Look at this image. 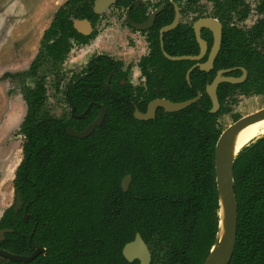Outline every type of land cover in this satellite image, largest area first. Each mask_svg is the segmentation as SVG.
I'll return each instance as SVG.
<instances>
[{
  "label": "trees",
  "instance_id": "16d2710c",
  "mask_svg": "<svg viewBox=\"0 0 264 264\" xmlns=\"http://www.w3.org/2000/svg\"><path fill=\"white\" fill-rule=\"evenodd\" d=\"M92 1L67 0L43 32L29 68L0 78V82L20 81L26 106L18 128L24 140L22 160L12 181L14 201L19 194L22 205L15 213L13 204L0 217V231H12L4 235L0 250L26 257L37 248L45 250L31 262L0 257V264H138L122 256L123 247L136 234L151 253L150 264H203L218 229L214 171V148L222 131L218 119L228 112L224 105L233 96L264 97V21L241 34L224 25L214 70L209 74L193 71L189 86L185 73L192 63L168 62L157 42L153 44L150 60L161 74L157 82L162 81L163 88L169 85L163 95L183 102L201 93L199 101L183 111H158L152 121H136V101L118 84L111 86V95L104 92L102 86L112 68L98 58L90 64L87 78L65 86L72 115L86 111L85 117L49 116L44 112L45 75H55L57 91L70 39L81 41L72 20H90ZM224 1L219 5L221 20L228 16L227 9L238 3L243 7L241 0ZM246 13V9L241 12L242 19ZM183 37L178 30L165 35L166 53L196 55L192 37L182 42ZM230 68L245 69L247 78L239 85H220V109L210 114L205 86L215 71ZM29 79L32 86L24 83ZM152 82L148 76V83ZM97 104L106 110L102 125L83 140L66 136L67 128L82 131L96 119ZM126 176L131 181L124 193L121 182ZM233 192L236 243L229 264H264V134L237 155Z\"/></svg>",
  "mask_w": 264,
  "mask_h": 264
},
{
  "label": "rangeland",
  "instance_id": "374dc122",
  "mask_svg": "<svg viewBox=\"0 0 264 264\" xmlns=\"http://www.w3.org/2000/svg\"><path fill=\"white\" fill-rule=\"evenodd\" d=\"M67 0H0V78L6 74L17 75L24 73L36 56L43 32L51 23L55 12ZM147 3L159 0H145ZM251 2L256 0H244ZM260 1V0H259ZM150 4V5H152ZM149 5V6H150ZM201 5L206 11L211 10V4L203 0ZM190 15L184 22H190ZM250 21L254 16L250 14ZM246 23V22H245ZM249 25V23H248ZM123 25L121 13L110 8L97 19L95 39L86 46H73L71 52L61 67L63 83L59 92L55 91V75L48 72L45 75L47 102L44 112L52 117L67 118L68 107L60 92L64 84L75 74H79L88 60L97 54L113 55V59L129 58L132 52L142 47H119L123 41ZM139 40V39H138ZM140 41V40H139ZM138 47V48H136ZM133 48V49H132ZM118 53L121 56H118ZM122 53H125L123 56ZM133 69V72L137 70ZM42 73L39 74L41 76ZM25 84L33 85L32 80H25ZM134 83H141L140 80ZM20 81L1 80L0 82V217L2 213L14 204L12 181L14 173L22 160L23 137L18 134L19 125L24 117L26 107L20 93ZM228 112L218 119V125L225 129L232 123L235 116H245L264 107V97L241 95L233 96L232 101L224 105Z\"/></svg>",
  "mask_w": 264,
  "mask_h": 264
},
{
  "label": "flooded vegetation",
  "instance_id": "af4514ba",
  "mask_svg": "<svg viewBox=\"0 0 264 264\" xmlns=\"http://www.w3.org/2000/svg\"><path fill=\"white\" fill-rule=\"evenodd\" d=\"M110 1H111L110 5L103 12L98 13L97 11L94 10L95 0H93L92 6H91L93 16L90 20L89 19H73L72 20V28H73V22L75 20H77V21L85 20L90 24L91 31L88 35H82V34L78 33L77 31H75V29L73 28L75 33L81 38V41L83 39L87 40V41H86V43H84L78 39L76 40L75 38L70 39L71 47H70L69 53L71 52V49L73 46H76V45L77 46H80V45L86 46L92 39H95V37H96L95 36V26L97 23V19L99 17H101L104 13H106V11L109 10L110 8L116 9L117 11H119V13H121V21H122V25H123L124 30H123V36H122L123 41L119 44V47H121L122 49H126L127 47L134 45V48H135L137 43L142 45V47L139 48V51H137V52L134 49L132 52L133 55L130 56L129 58L123 57V59H120V60H115L112 58L113 55L108 56L107 54H97V55L92 56L88 60V62L86 63L85 68L79 74L73 75L68 80V82L64 84L63 90L60 92V94H61L62 98L64 99L65 104L67 105L68 110H69L67 117L71 116L77 120H82L85 117L86 111L79 116H73L72 115L73 107L70 106L66 102V96H65L66 87L65 86L67 84H70V83L77 84L81 80H84L85 78H87L89 76L88 70H89L90 64L94 60H97L98 58H103L105 61H107L109 63L110 67L112 68V70L106 76L105 84L102 86L104 92L107 93L108 95H111V92H110L111 86L113 85L114 87H116L118 84L120 86V89L122 88V90L125 94H127V95L129 94L130 97L136 101L135 105H134V111H133V118H134V112L135 111H137L140 114H146L149 104L156 101V100H165V101H168L170 103H181V102H172V101L168 100L163 95L165 93V91L168 90V87H169L168 82L166 83L165 88L161 87V85L163 84L162 81L157 82V79H159V80L161 79V74H157L156 65L153 62H151V60H150V56L152 53V47H153V44L155 42H157L158 47H159V51H160L162 57L164 58V56L161 52V49H160V41L162 42L163 51L166 53V51L164 49V36L178 30L180 35L186 36V37H183L182 42H184V38L188 39V38L192 37L191 41H193L194 44L196 45L197 53H196V55H182V56H171L167 53L166 54L170 57H185V56L195 57V56H198L200 53L199 45L197 43L196 35H195V29H194L195 25L199 21H202V20H212V21L217 22L221 27L220 47H219V51L217 53V56L214 59L213 67L210 71L202 72V71H199V69L197 67V65H203L206 63V61L208 59V55H209V53L213 47V42H214L213 32L210 29L205 28L204 26H201L199 28V37L206 44V52H205L204 56L201 58V60H199V61L172 62V61H168L167 59L164 58L166 61L172 62V63H181V62L182 63H187V62L192 63L191 66L187 69V71L194 67L192 72L195 70H198L201 73L209 74L214 70L215 61H216V59L219 55L220 49H221V40H222V32H223L224 25L227 26L229 29L234 30L235 32H238L241 34V33L248 32L260 20L264 21V10L260 11V7L262 5L263 0H260V1L256 0L254 5H252L251 2H245L244 0H241V1H243V7H240V5L238 3L235 5L234 8L227 9L226 11L230 10V12H229L228 16L227 17L225 16V18L223 20L220 19L222 12H219V5L223 4V2H225L224 0H207L211 4V10L209 12L206 11V9L201 5V2L203 0H159V1H155L153 4H152V2L147 3L145 0H121V2L118 5H116L117 0H110ZM150 4H152V5H150ZM245 9L247 10L246 17L244 19H242L241 18L242 17L241 12L244 14ZM176 10L178 13V21H177L176 27L171 31L163 33L162 38H160L161 30L165 27H168L169 25H171L173 23ZM250 14H252L254 16V19L252 21H250V17H249ZM190 15L194 16L193 18H191V21L189 23L184 22V20L187 19ZM151 16H153V18L150 21ZM147 23H150V25L146 26L144 30H138L135 28V26H143V25H146ZM248 23H249V25H248ZM155 27H157L158 29L156 30ZM184 45H185V43H184ZM136 48H138V47H136ZM69 53L67 54L66 58L68 57ZM114 54H118V53H114ZM122 54H123V56L125 55V53H122ZM118 56H121V55L118 54ZM66 58H65V60H66ZM65 60H64V62H65ZM64 62L60 65V73L58 75V77L60 79V83L57 86V92H59L60 84L63 83V75H61V67L64 64ZM133 69H135L137 71L132 73ZM240 69H243V68H230V69L217 70V71H215V74H214V77L212 78V81L214 80V78L216 77V74L218 72L226 71V70H230V72L227 74H224L225 77L240 78L242 76V72ZM243 70H245V69H243ZM187 71H186V73H187ZM236 72H239V74L232 75L233 73H236ZM245 72H246V70H245ZM186 73H185V76H186ZM191 73H190V75H191ZM148 76H150V79L154 81V82H152V84L148 83ZM246 78H247V72H246ZM246 78H245V80H246ZM138 80H140L141 83H139V84L134 83ZM212 81H211V83H212ZM107 82L109 83L108 89H106ZM185 82H186V79H185ZM242 83H240V84H242ZM187 85L188 86L190 85V77H189V83H187ZM220 85H223V84H220ZM220 85H218V87ZM228 85H230V84H228ZM237 85H239V84H237ZM206 86H205V89H206ZM218 87H217V90H218ZM217 90H216V96H217ZM55 91H56V89H55ZM198 94H200V97H201L200 92H198L196 94V97ZM205 94H206V92H205ZM217 100H218V98H217ZM183 102H185V101H183ZM97 106L99 108V113H100V107L99 106H102V105L97 104ZM262 108H264V107H262ZM262 108H260V109H262ZM219 109H220V107H219ZM260 109H258V110H260ZM258 110H255V111H258ZM158 111H162L163 113H165L162 108H157L155 110V116H156ZM99 113H98V115H99ZM216 113H218V112H216ZM165 114H172V113H165ZM82 115H84L82 119L77 118V117H80ZM155 116L153 119L148 120V121L154 120ZM237 117H238L237 119H234V117L232 118V123L236 122L237 120H239L240 118H242L244 116H237ZM136 121H138V120H136ZM148 121H140V122H148ZM223 130L224 129H222V131ZM149 253H150V251H149ZM150 255H151V253H150ZM138 264H139V262H138Z\"/></svg>",
  "mask_w": 264,
  "mask_h": 264
},
{
  "label": "water",
  "instance_id": "95a60500",
  "mask_svg": "<svg viewBox=\"0 0 264 264\" xmlns=\"http://www.w3.org/2000/svg\"><path fill=\"white\" fill-rule=\"evenodd\" d=\"M110 0H95L94 2V10L98 13L103 12L109 5ZM154 16V15H153ZM151 16V19L153 18ZM178 21V13L176 10L174 21L168 27H165L160 32V38H162V34L168 31L173 30ZM150 23H147L143 26H135L138 30H144L146 26H149ZM204 26L205 28L210 29L213 32V47L208 55V59L205 64L197 65L199 71L208 72L213 67V62L220 47V39H221V27L220 25L212 20H202L199 21L194 29L196 40L199 45L200 53L198 56L190 57H170L163 51L162 42L160 41V49L165 59L172 62L177 61H199L204 56L206 52V44L203 42L199 37V28ZM73 28L75 31L82 35H88L91 31L90 24L83 20L73 22ZM194 69L191 68L187 71L185 79L186 82L189 83L190 73ZM242 72V76L240 78H232V77H225L224 74L230 72V70L220 71L216 74V77L212 81L210 85L206 86L205 92L210 99L211 102V109L210 113L215 114L219 111V103L216 96V90L218 85L220 84H230V85H237L242 83L246 78V72L243 69H240ZM108 82L106 89H108ZM200 98V94L197 95L196 98L181 102V103H170L165 100H156L149 104L146 114H140L137 111L134 112V119L138 121H148L154 118L155 110L157 108H162L165 113H176L186 109L187 107L191 106L192 104L196 103ZM100 107V113L96 117V119L88 125L82 131H74L70 128L66 129V136L70 138H75L78 140H83L87 138L93 131L99 128L106 115V110L103 106ZM84 115L77 117L78 119H82ZM264 120V108L255 111L251 114H248L236 122L228 125L218 136L217 141L215 143L214 148V171H215V182H216V189L218 195V229L215 238V242L209 251L208 257L205 259L203 264H229L232 254L234 252L235 243H236V223H237V209H236V201L233 192V163L239 154V152L250 143L254 142L255 140L251 141L249 144L242 147L239 151H237L233 155L232 151V141L235 134L243 129L244 127L255 123L257 121ZM262 137V136H261ZM260 138V137H259ZM258 138V139H259ZM131 181L130 176H126L121 182V189L125 193L128 190L129 184ZM21 199L20 195L17 194L15 196L14 201V212L17 213L21 209ZM221 219L224 224L223 235L220 241H218V235L220 231V223ZM24 222L26 221V216L23 217ZM11 230H1L0 231V242L4 240V235L7 233H11ZM218 244V250L216 253L212 254L213 248ZM45 253V250L42 248H37L31 255L29 256H18L13 255L7 251L0 250V257L5 258L9 261H16L21 263H27L33 261L39 255ZM122 256L128 262L132 263L134 261H138L139 264H150L151 262V255L149 250L139 234H136L134 240L132 242L127 243L122 249Z\"/></svg>",
  "mask_w": 264,
  "mask_h": 264
},
{
  "label": "bare ground",
  "instance_id": "6f19581e",
  "mask_svg": "<svg viewBox=\"0 0 264 264\" xmlns=\"http://www.w3.org/2000/svg\"><path fill=\"white\" fill-rule=\"evenodd\" d=\"M264 134V120L252 123L243 129L239 130L232 141V151L233 155L239 151L242 147L249 144L251 141L258 139ZM224 230V224L221 219L220 231L218 235V241L221 240ZM218 250V244L213 248L212 254L216 253Z\"/></svg>",
  "mask_w": 264,
  "mask_h": 264
}]
</instances>
